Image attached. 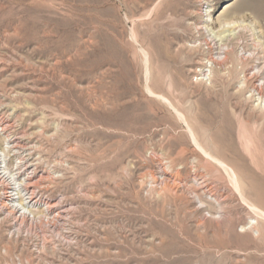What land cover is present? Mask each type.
<instances>
[{
    "label": "rangeland",
    "instance_id": "obj_1",
    "mask_svg": "<svg viewBox=\"0 0 264 264\" xmlns=\"http://www.w3.org/2000/svg\"><path fill=\"white\" fill-rule=\"evenodd\" d=\"M259 90L264 0H0V264H264Z\"/></svg>",
    "mask_w": 264,
    "mask_h": 264
},
{
    "label": "bare ground",
    "instance_id": "obj_2",
    "mask_svg": "<svg viewBox=\"0 0 264 264\" xmlns=\"http://www.w3.org/2000/svg\"><path fill=\"white\" fill-rule=\"evenodd\" d=\"M257 94L259 99L264 101V91L259 90ZM0 128L6 135L9 145V150L0 148V212L14 218L20 216L27 218L34 214V209L40 201L37 188L41 179H36L37 169H31L33 166L28 163L33 153L32 148L24 143L23 134L20 135L17 130L10 131V123L1 122ZM10 153L17 160L15 171L10 169L12 162ZM47 209L48 213H52L56 206L50 204ZM66 213V210H60L55 216L62 219Z\"/></svg>",
    "mask_w": 264,
    "mask_h": 264
}]
</instances>
